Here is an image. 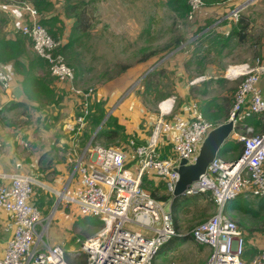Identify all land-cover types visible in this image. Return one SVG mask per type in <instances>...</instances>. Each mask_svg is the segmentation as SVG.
Masks as SVG:
<instances>
[{
    "label": "built area",
    "instance_id": "1",
    "mask_svg": "<svg viewBox=\"0 0 264 264\" xmlns=\"http://www.w3.org/2000/svg\"><path fill=\"white\" fill-rule=\"evenodd\" d=\"M9 1L24 15L21 33L30 39L36 54L47 61L51 75L67 84L78 99L75 117L65 124L71 144L76 145L92 112L93 93L76 85L74 70L62 53H56L63 40L54 39L41 24L42 14L25 0ZM253 1L259 0H243L226 14L225 21L236 22L241 9ZM188 3V19H194L206 7L202 0ZM262 71L264 58L256 67L229 68L228 73L234 78L243 77L227 119L232 122L229 139L241 143L242 150L236 158L216 156L183 194L210 192L217 208L215 214L190 233L196 242L210 248L203 264H264V249L251 258L243 256L242 232L224 213L225 204L239 195L264 198V129L250 123L260 118L264 122V95L259 84ZM8 77L6 65L0 64L1 88L8 85ZM174 105V97L161 100L159 125L144 141L131 138L126 149L93 143L94 133L79 152H74L69 177L75 180L74 185L70 187L68 181L62 189L52 190L57 196L56 207H73L79 215L96 217L105 223L98 237L81 243L87 264H156L160 247L179 236L170 208L141 187L142 176L147 173L160 180L173 196L180 161H195L214 126L196 103L190 105L187 115L174 113ZM129 163L131 166L126 168ZM36 185L37 181L29 174L0 171V209L8 215L4 224L8 239L0 264H68L62 246L46 244L37 230L38 226L44 227V219L34 204ZM135 226L137 230H133Z\"/></svg>",
    "mask_w": 264,
    "mask_h": 264
},
{
    "label": "rangeland",
    "instance_id": "2",
    "mask_svg": "<svg viewBox=\"0 0 264 264\" xmlns=\"http://www.w3.org/2000/svg\"><path fill=\"white\" fill-rule=\"evenodd\" d=\"M84 1L87 2V7L80 10H85L82 23L86 28L84 29L85 34H80L81 38L75 44L77 55L74 56L73 53H70L74 58L70 54L63 55L66 63L74 70L75 74L77 68L80 67L83 70L79 75H76L77 82L80 89L84 91L91 90L93 93L94 102L91 108L94 112L92 116L95 115L98 109L102 107L105 109L100 124L103 120L105 123L110 116L114 117L112 111L113 113L119 111L121 99L116 100L112 110H110L109 105L106 108L102 97L96 99L98 97L97 92L102 94L108 90L111 91V89L123 93V96L127 98H130L131 94L135 95L133 100L140 107L138 127L145 138L149 137L160 123V120L158 121V103L161 100L174 97V113L179 112L182 98L179 96L178 89L179 91L180 89L190 90L192 86H197L199 89L205 90V96L194 92L189 96L192 103L197 102L196 104L199 106L205 99L221 96L229 97L232 106L235 93L243 77L234 78L231 73H228L229 68L241 65L256 67L264 58L263 0L248 3L239 12V15L248 16L251 22L250 35L247 40L240 44L236 39H232L225 47H212L209 40L213 33L204 30L217 28L218 31L225 33L224 31H227L226 27L234 25V21H225V18H227L226 14L235 9L236 6H227L226 1L204 7L200 13L196 14L194 19L177 17L166 6L165 0ZM7 3V0H0V4ZM56 3H58L57 0L52 2L49 12H53L57 14V17L64 19L65 34L63 33L62 41L66 33L70 31L74 20L68 18L72 16L67 14L65 3ZM72 3H76V1L72 0ZM6 14L0 12V21L3 20L2 17ZM220 19L223 20L217 23ZM56 25L58 26V24ZM175 30L182 32L185 36V40L180 47L175 50L159 51L147 60H141L149 51H158L169 43ZM31 45L30 41L27 44V52L30 56H33L35 53ZM195 47L199 49L196 53H194ZM181 54L184 57L182 62L184 70L183 73L179 74L180 58L177 57H180ZM170 62L173 64H170ZM121 65H128V68L122 70ZM46 72L54 79L48 64ZM151 75H153V78L151 77L149 83L147 80L145 85V79H148ZM144 76L145 79L142 80L141 78ZM178 86L180 87L177 88ZM57 100L58 98H56L55 103L42 108V114L29 103H27V107L31 111H28V108L24 111L22 107L6 110L5 107L13 101L0 103V126L3 129L10 127L33 128L36 131V133L34 132L36 138L27 147L21 148L23 151L26 150L25 153L29 152L30 155L39 154L44 147H51L50 142L52 141V139L44 138L43 131L39 129L48 130V127H50L54 130L52 133L53 139L56 140V136L63 137V131L58 124L63 125L65 118H62ZM38 113L41 114V120L35 119L34 114ZM75 115L76 112L72 117L67 118L66 122ZM163 119L165 120V118ZM90 120L87 125L90 127L91 133ZM209 121L214 124V121L210 119ZM131 124H133L132 121ZM99 125L90 136V133L88 134L87 140L96 133ZM123 128L124 136H120L113 143H107L103 140L95 143L106 147L126 149L132 134H127L125 126ZM1 137L0 131V139ZM145 138L138 141H144ZM56 152L57 150L52 147L50 153L53 154V158L46 157L43 159L46 160V164L47 159L59 160ZM58 152L61 153L60 159L63 161L68 151L63 149ZM47 153L49 152L45 154ZM221 158L231 159L233 157L228 158V155H225ZM52 166L54 165L47 164L48 168H52ZM130 166L131 163L127 164L126 168ZM41 169H45V167ZM67 172H69L68 169ZM54 175L52 173L51 177ZM143 176L154 178L147 173H143ZM154 179L158 185L162 184L160 180ZM142 188L150 192L149 187L143 186ZM156 194L157 197H160L168 195V192L162 185L156 190ZM193 197L191 204L174 214L177 220L176 231L179 234L178 237L187 235L191 237V230L196 225L217 212L215 204L210 202L211 194L198 196L197 198L196 196ZM34 198L37 199L39 205L47 206V210L43 211L35 205L44 219V227H37L38 232L43 234L44 242L48 245L52 243L61 245L64 251L69 253L71 259H74L80 253H85L81 247L82 242L98 237L105 229V223L100 229L86 224L87 217L79 215L73 207L65 208L62 205L56 207L57 196L55 197L48 191H38L37 193L35 189ZM248 199L256 200L257 198ZM163 203L171 209L168 201ZM61 210L64 211V216H62ZM224 213L235 221L241 230L245 242L244 248L246 250L249 248L255 249V254L250 255L249 258L260 253L264 249V212L262 213V219L240 215V212L236 210L229 212L224 210ZM240 221H242L243 226H241ZM137 229V226L133 228V230ZM209 255L210 248L208 246L201 245L194 239L188 238L184 241L178 240L173 249L165 255L159 254L156 258V264H202L208 259Z\"/></svg>",
    "mask_w": 264,
    "mask_h": 264
},
{
    "label": "trees",
    "instance_id": "3",
    "mask_svg": "<svg viewBox=\"0 0 264 264\" xmlns=\"http://www.w3.org/2000/svg\"><path fill=\"white\" fill-rule=\"evenodd\" d=\"M29 2L32 6H34L41 14V24L44 25L48 32L52 35V37L56 40H61L64 33V19L61 17H57V14L50 11L52 6L51 0H25ZM76 3H72V0H62L65 3V10L67 14H70L72 20H74L69 33L63 38V43L58 47L56 53L62 54H70L77 55L75 52V44H77L81 38V35L85 33V26L82 23L84 21L85 10H80L83 7H87V2L84 0H75ZM93 0L89 1L92 2ZM206 6H210L216 3H222L227 0H202ZM166 6L174 12L175 15L179 18H186L190 11V6L188 0H165ZM46 14V15H45ZM69 15V16H70ZM58 24V26L56 25ZM63 24V25H62ZM250 25L251 22L249 17L246 15H239L238 20L234 23L233 26L230 27L228 33H222L217 31L216 29H208L204 30L205 32H212L213 36L210 38L211 46H219L225 47L232 39H236L240 44L244 43L249 37L250 33ZM205 29V28H204ZM21 32V31H20ZM18 32L14 39H6L5 37H0V64H12L13 72L21 76V89L24 95L25 101L22 102H10L5 109L13 110L18 107H22L25 111L27 109V103H29L32 107H34L38 112H41L42 108H46L48 105L56 102V98H58L57 93L54 89V81L53 78L49 76L47 70V61L41 57H39L34 51V55L30 56L27 52V44L30 43V39ZM225 35L222 36L221 34ZM81 34V35H80ZM185 40V36L182 32L177 30L173 31V35L171 37V41L164 45L160 50L149 51L142 57V61L147 60L153 55L157 54L159 51L172 50L177 49L182 45V42ZM32 43V42H31ZM32 46V45H31ZM198 48H194V53L198 52ZM70 54L74 58V56ZM187 62V61H186ZM128 65H121V69H127ZM83 70L81 68L76 69V85L78 86L77 76ZM153 78V75L149 76L148 79H145V76L142 80H148V83ZM188 95L191 96V93H198L202 96H205L206 91L199 89L197 86H192L190 90L188 89ZM58 101V100H57ZM182 101V100H181ZM104 102V101H103ZM26 103V104H25ZM182 103V102H181ZM197 103V102H196ZM58 104V102H57ZM181 105V104H180ZM199 110L202 112L203 116L207 120L214 121L213 126L216 127L223 122L227 121L229 112L231 109V100L229 97H214L211 99H205L202 102L201 106L197 104ZM94 108V107H93ZM30 111V108L27 109ZM26 110V111H27ZM36 111V112H37ZM94 110L91 112L89 120L91 122L92 132L96 129V127L100 124L101 119L105 113V109L102 107L97 110L94 116H92ZM43 112H41L42 114ZM88 120V121H89ZM263 119L259 120L252 119L250 123L254 125L255 128L264 129ZM88 123V122H87ZM120 136H124V128L122 125L118 123L115 117H109L105 123L98 129L93 138V143L99 140H103L107 143H113L116 139H119ZM131 138H134L132 135ZM241 143L234 141L233 139L227 140L221 150L218 153V157H222L228 155V158L233 157L236 158L239 156L242 148ZM149 185V186H148ZM164 187V184L158 185L154 178H149L147 176H142L141 187H149L150 194L153 198L158 199L161 202H165L170 200L171 212L173 215L182 210L184 207H187L191 204V199L193 196H208L211 194L210 192H202L195 195H181L178 197L168 195H162L157 197L156 190L159 186ZM195 198V197H193ZM210 202H213L212 197ZM258 199V200H257ZM256 200L245 198L242 195L237 196L236 198L228 201L225 206V212H229L231 210H236L240 212V215L252 216L255 218L262 219V213L264 212V198H257ZM174 217V226L177 230L176 225V217ZM207 219V218H206ZM204 219V220H206ZM202 220V221H204ZM86 224L92 225L97 229H100L104 226L102 220L96 217H87ZM241 226H243L242 221H240ZM188 238H192L189 235L181 236V237H172L169 241L165 242L159 249L158 254H166L168 251L173 249L174 244L179 241H184ZM193 239V238H192ZM255 254V249L249 248L244 249V257L249 258L250 255ZM156 256V258H157ZM65 258L68 264H87V256L85 253H80L75 256L74 259H71L68 252H65ZM203 264V263H202Z\"/></svg>",
    "mask_w": 264,
    "mask_h": 264
},
{
    "label": "crops",
    "instance_id": "4",
    "mask_svg": "<svg viewBox=\"0 0 264 264\" xmlns=\"http://www.w3.org/2000/svg\"><path fill=\"white\" fill-rule=\"evenodd\" d=\"M7 4H0V12L7 13L2 17V21H0V37H5L6 39H14L16 34L20 32V25L24 20V15L19 11V9L15 5L9 4L10 1L7 0ZM55 2V0H51ZM58 3L62 4V0H57ZM243 0H230L226 1L229 5L238 6L242 3ZM226 12V11H225ZM53 14V12H52ZM46 15V14H45ZM62 18V17H61ZM217 30V28H216ZM227 31L230 30V27H226ZM67 31V29H65ZM218 31V30H217ZM220 32V31H219ZM21 33V32H20ZM69 33V32H68ZM66 33V35L68 34ZM223 33V32H222ZM65 34V33H64ZM180 66L178 67V73H183L182 62L184 61V57L182 54L180 57ZM170 64H173L170 62ZM9 77H8V85L6 88H1L0 84V103L6 101H16L22 102L25 101L24 95L21 89V76L14 73L12 69V64H5ZM181 83V82H180ZM260 87L262 89L264 95V71L260 74ZM178 86L177 88H179ZM54 89L58 96V107L60 109V113L62 118H65L63 121V125L58 124L59 128L63 131V137L56 136V140L52 138L53 129L48 127V130H43L44 138L51 140V147H44L43 151L39 154H31L25 153L22 148L27 147L31 141L36 138V131L33 128L28 127H10L7 129H3L0 126L1 131V139H0V171L2 172H22L31 175L38 183L35 189L38 191H48L51 194L53 189H62L69 181L70 187L74 185L75 180H70V171L72 168V162L74 159V152L80 151V149L87 144L88 134L90 133V127L86 124L81 137L80 142L76 145L71 144V135L66 131L65 124L66 119L72 117L76 112V108L78 105L77 97L69 90V86L65 83L54 81ZM180 92L179 96L182 98V103L179 107V112L184 115H187L190 111V105L192 104V100L188 95V91L186 89H178ZM98 97L96 99H100L102 97V101L105 102L106 108L108 105L110 106V110L114 108L116 104V100H120L119 111H112V115L116 118L118 123L122 126H125V132L127 134H132L137 138V140H142L145 136L142 135L140 129L138 127V119L140 117V107L133 100L135 97L134 94H131L130 98L123 96V93H119L111 89V91H107L106 93H98ZM31 111V110H30ZM142 112V110H141ZM39 114V113H38ZM34 114L35 119L41 120V114ZM131 121L133 124H131ZM35 132V133H34ZM47 146V145H46ZM22 147V148H21ZM52 147L54 150H57L56 154L59 157V160L47 159L48 165H54L52 168H48L46 164V157L53 158V154L50 153L52 151ZM75 148V149H74ZM68 151L65 159L62 161L60 159L61 153L60 150ZM46 152H49L45 154ZM26 154V155H24ZM63 156V155H62ZM62 158V157H61ZM41 163V164H40ZM45 167V169H41ZM67 169L69 172H67ZM52 173L55 175L51 177ZM37 197V194H36ZM34 204L37 205L43 211L47 210L46 205H39L37 199L34 198ZM62 216H64V211H62ZM8 215L0 209V255L3 253L6 241L8 239V233L4 231V224L7 220ZM55 244V243H52Z\"/></svg>",
    "mask_w": 264,
    "mask_h": 264
},
{
    "label": "water",
    "instance_id": "5",
    "mask_svg": "<svg viewBox=\"0 0 264 264\" xmlns=\"http://www.w3.org/2000/svg\"><path fill=\"white\" fill-rule=\"evenodd\" d=\"M103 123L104 120L98 129ZM231 132V121H225L214 127L202 142L195 161L193 163H187L186 159L180 161L176 168L179 178L173 191L174 197L183 195L188 186L206 171L208 164L214 160L224 143L229 139Z\"/></svg>",
    "mask_w": 264,
    "mask_h": 264
}]
</instances>
